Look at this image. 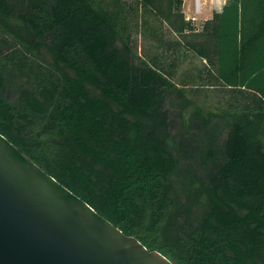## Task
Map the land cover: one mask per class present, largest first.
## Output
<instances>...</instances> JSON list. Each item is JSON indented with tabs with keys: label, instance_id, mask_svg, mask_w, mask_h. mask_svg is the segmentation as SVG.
I'll use <instances>...</instances> for the list:
<instances>
[{
	"label": "trees",
	"instance_id": "obj_1",
	"mask_svg": "<svg viewBox=\"0 0 264 264\" xmlns=\"http://www.w3.org/2000/svg\"><path fill=\"white\" fill-rule=\"evenodd\" d=\"M181 4L0 0V134L174 264H264V0H225L182 43L206 63L193 85L228 97L172 133L167 101L188 102L187 83L161 26L195 30ZM133 30L154 52L138 55Z\"/></svg>",
	"mask_w": 264,
	"mask_h": 264
},
{
	"label": "water",
	"instance_id": "obj_2",
	"mask_svg": "<svg viewBox=\"0 0 264 264\" xmlns=\"http://www.w3.org/2000/svg\"><path fill=\"white\" fill-rule=\"evenodd\" d=\"M0 264H174L123 234L0 134Z\"/></svg>",
	"mask_w": 264,
	"mask_h": 264
},
{
	"label": "rangeland",
	"instance_id": "obj_3",
	"mask_svg": "<svg viewBox=\"0 0 264 264\" xmlns=\"http://www.w3.org/2000/svg\"><path fill=\"white\" fill-rule=\"evenodd\" d=\"M133 1V0H129ZM181 13L184 18L192 16L193 12V0H181ZM203 8L208 9L207 15L203 14V12L196 16L193 24L191 26L195 29L192 31H186L183 35L175 34L172 29L168 25L161 26V33L163 35V39L167 42L180 41L181 45L178 47V50L175 54L172 51L167 50L165 53L166 59L163 61L165 64L170 63L175 57L177 61V66L175 68V83L181 85V81L185 84L187 83L186 89V99L188 102L184 100H178L175 96H171L167 101V108L169 110V117L172 121V133H176L181 131V117L184 118V121H187L190 114L193 110L201 106L203 107V114L205 115L208 111H218L224 108L225 97H228L227 93L221 91V87L215 85L214 87L207 86L206 80L196 81V85H193L194 77L196 73H199L203 79H205L207 75V71L205 69V61H201L197 56H195L191 51L186 49L185 45L182 44L187 40H200L196 33H200L202 30V25L205 21L211 20L214 13L220 12L222 9L225 0H201ZM132 41L136 46V51L138 55L145 56L151 52H154V45L148 41L147 38L142 36L139 31L133 30ZM198 92H194L195 89ZM225 94V95H224ZM181 112V114H180ZM214 121H219L214 118ZM195 133L198 130H194Z\"/></svg>",
	"mask_w": 264,
	"mask_h": 264
},
{
	"label": "built area",
	"instance_id": "obj_4",
	"mask_svg": "<svg viewBox=\"0 0 264 264\" xmlns=\"http://www.w3.org/2000/svg\"><path fill=\"white\" fill-rule=\"evenodd\" d=\"M202 1L201 0H193V12L192 16L185 18L186 21L194 22L196 16L202 13Z\"/></svg>",
	"mask_w": 264,
	"mask_h": 264
},
{
	"label": "crops",
	"instance_id": "obj_5",
	"mask_svg": "<svg viewBox=\"0 0 264 264\" xmlns=\"http://www.w3.org/2000/svg\"><path fill=\"white\" fill-rule=\"evenodd\" d=\"M202 12H203V14L207 15L208 9L207 8L202 9Z\"/></svg>",
	"mask_w": 264,
	"mask_h": 264
}]
</instances>
